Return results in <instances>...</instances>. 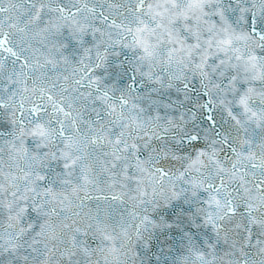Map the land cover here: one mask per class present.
I'll return each mask as SVG.
<instances>
[{
	"label": "snow or ice",
	"instance_id": "6c2138e0",
	"mask_svg": "<svg viewBox=\"0 0 264 264\" xmlns=\"http://www.w3.org/2000/svg\"><path fill=\"white\" fill-rule=\"evenodd\" d=\"M0 264H264V0H0Z\"/></svg>",
	"mask_w": 264,
	"mask_h": 264
}]
</instances>
